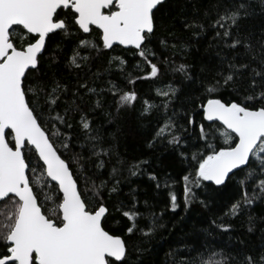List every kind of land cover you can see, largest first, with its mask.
<instances>
[{"label":"snow or ice","instance_id":"6c2138e0","mask_svg":"<svg viewBox=\"0 0 264 264\" xmlns=\"http://www.w3.org/2000/svg\"><path fill=\"white\" fill-rule=\"evenodd\" d=\"M165 2L0 0V202L7 201L11 205L6 213L0 212V264H127L129 248L126 239L105 228L110 212L104 193L106 191L108 197L119 195L121 181L117 178L118 169L113 167L109 173L112 187H108L109 180L102 179L96 183L85 175L80 153L65 158L55 146L53 138L60 135L64 137L61 148L65 152L75 145L71 143V132L61 133L54 122L70 130L73 127L69 122L70 113L80 114L77 123L84 140L90 145L91 156L88 159L96 158L97 170L105 167V157L112 156L111 145L104 146L99 128L93 127L89 113L75 99L63 110V114L57 111L62 95L68 93L66 84L55 79L51 84L42 81L30 84L29 81L35 79L33 72L39 73L41 57L48 42L56 36L61 39L69 36L76 38L69 57L70 65L76 69L90 60L89 50L100 54L105 49L114 50L116 45L131 46L150 68L144 77L135 79L158 77L161 69L149 58L154 59L156 53L147 45L157 28L156 13ZM260 2L264 4V0ZM251 3L252 0H217L211 12L204 14V19L210 21L208 27L215 30L214 39L225 49L243 47L250 61L236 63L239 53L231 58L223 56L220 70L204 86V95L200 97L203 102L199 105L203 118L210 122H222L223 129H206L203 123L199 125L197 140L203 141V148L190 154V163L195 166V179H190L191 173L183 176L186 210L197 198L193 186L200 187L201 181L225 185L237 173L242 174L237 178L241 197L231 204L224 216H236L255 201H264V40L258 42L259 50H255L251 36L241 31L240 23L250 15ZM212 12L215 19H212ZM68 13H71V21ZM93 27L100 31V43L80 38L90 36ZM184 27L199 35L196 29L203 31L205 23L186 20ZM17 29L23 32L18 42ZM160 44L167 46L163 39ZM113 60L119 61L121 70L127 63L119 56L112 57L108 63L111 65ZM188 69V65L181 63L172 71L182 73L184 79L190 80L192 77ZM135 79L128 82L135 83ZM79 88L98 97L103 93V90L97 92L95 88L88 87L86 81L79 84ZM222 89L230 91L235 98L226 102L220 96ZM108 91L118 97V111L134 106L138 99L136 91H123L115 84ZM178 91L179 88L172 85L167 90L157 88L156 94L163 98L162 102L157 105L145 99L141 116L151 115L153 109L159 112L161 108L167 116ZM73 96L82 99L78 91ZM102 103L101 99H97L94 108H101ZM106 115L111 116V113ZM194 122L191 117L188 118L189 125ZM50 124L51 129L48 127ZM186 131L183 125L177 127L173 117L167 116L148 141V147L166 139L177 150L186 148L190 139L182 135ZM217 132L224 138V146L212 143ZM9 134L10 140L7 138ZM26 150L35 151L37 166L40 161L43 162L40 177L29 175L31 161L26 159ZM178 155L185 160L189 158V153L185 151H179ZM125 163L120 161L121 170ZM147 163L146 160H136L127 164L128 174L138 175L142 165ZM73 165L80 175L74 172ZM31 172L34 175L36 167H32ZM148 176L155 181L157 189L170 187L167 183L169 177H164L162 183L155 173ZM81 179L84 187L80 186ZM50 182L55 184L49 187ZM199 202L207 206L204 200ZM49 204L51 207H48ZM138 204L135 196L130 207L121 202V208L127 207L122 211L123 217L129 221L126 234L132 236L139 232L143 238H149L163 225L158 223L156 213H150L148 223L139 227L137 221L144 214L139 211ZM4 206L8 207L7 204ZM179 206L176 193L169 192V209L174 212ZM159 215L162 216L163 212ZM248 219V231L252 232L253 218L249 216ZM212 224L225 231L232 227L230 224H217L215 220ZM235 259L234 256L222 255L219 264H232ZM239 264H264V253L256 257L245 254Z\"/></svg>","mask_w":264,"mask_h":264},{"label":"trees","instance_id":"16d2710c","mask_svg":"<svg viewBox=\"0 0 264 264\" xmlns=\"http://www.w3.org/2000/svg\"><path fill=\"white\" fill-rule=\"evenodd\" d=\"M216 3L217 0H166L164 6L156 13L157 28L150 44L147 45L156 53L154 59L149 58L161 69L156 78L135 79L144 77L150 68L144 63L143 58L136 55L135 49L120 46H114V50L105 49L100 54L89 50L90 60L76 69L69 63L76 38L69 36L61 39L56 36L48 42L41 57L39 73L33 72L32 76L35 79L29 81L30 84H35L37 81L51 84L55 79L66 84L68 93L62 95L57 111L63 114V110L75 99L76 103L89 113L93 127L99 128L104 146L111 145L112 156L105 157V167L97 170L96 158L88 159L91 156L90 145L84 140L77 123L80 114L70 113L69 122L73 125L70 130L65 129L59 122H54L61 133L71 132V143L75 145L65 152L61 148L64 137L60 135L53 138L55 146L65 158L73 153H80L82 156L80 162L84 164L85 175L90 176L96 183L102 179L109 180L108 187H112L109 173L113 167L118 169L117 178L121 181L119 195L113 194L108 197L107 192L104 193L110 212L105 228L112 234L121 235L126 239L129 248L127 264H193V262L219 264L222 255L236 257L232 264H239L245 254L256 257L264 253V201H255L250 208H245L236 216H224L231 204L241 197V190L237 184V178L242 175L241 173H237L236 177L221 186L201 181L200 187L193 186L197 198L187 210L184 205L183 176L191 173L190 179H195V166L190 163V154L203 148V141L197 140L199 125L203 123L206 129H223L217 122H208L203 118L199 105L203 102L200 97L204 95V86L211 82L220 70L223 56L231 58L239 53L240 55L236 56V63L250 61V56L245 54L243 47L235 50L225 49L222 43L214 39L215 30L208 27L210 21L204 19V14L206 11L211 12L212 6ZM249 12L250 15L240 22L241 31L251 36L254 49L258 51V42L264 40V4L260 0H252ZM67 15L71 21V13ZM211 15L212 19H215V13L212 12ZM186 20H201L205 23V28L203 31L196 29L200 34L194 35L193 30L184 27ZM17 31L18 42L19 38L23 37V32L19 29ZM99 36L100 32L93 28L90 36L80 38L100 43ZM161 39L167 42V46L160 44ZM116 56L127 61L123 70L119 67V61L113 60L111 65L108 63ZM181 63L189 66L188 74L192 79H184L182 73L172 71ZM133 79L135 83L128 82ZM85 81L88 87L95 88L97 92L103 90L102 95L98 97L87 93L86 89L79 88V84ZM112 84L123 91H136L138 99L134 102V106L118 111L116 106L118 97H114L108 91ZM169 85L179 88V91L167 110V116L173 117L178 128L183 125L187 129L182 135L190 138L189 143L186 148L177 150L165 139L149 148L148 141L152 139L156 128L167 116L161 108L159 112L153 109L151 115L142 117L143 101L147 99L159 105L163 98L157 96L156 89L167 90ZM77 91L82 99L73 96ZM220 96L226 102L229 98H235L230 91L223 89ZM97 99L103 101L101 108H94ZM106 113H111V116ZM189 117L195 121L192 125L188 124ZM48 127L51 129L52 125ZM49 135L51 136V131ZM7 138L10 140V135ZM212 143L216 146H224V138L217 132L212 138ZM82 144L83 148H81ZM179 151L188 152L189 158L187 160L181 158L178 155ZM26 159L31 161L29 175L32 178L40 177L43 165L39 162L37 166L34 150H26ZM136 160H146L148 163L142 165L138 175L130 176L127 164ZM120 161L126 162L123 170ZM32 167H36L34 175L31 172ZM73 170L80 175L75 165ZM149 173H155L162 179V183L164 177H169L167 183L170 187L162 186L157 189L155 181L149 179ZM53 185L49 183V187ZM80 186L84 187L83 179L80 181ZM169 192L176 193L180 205L174 212L169 209ZM133 196L139 201V211L144 214L137 221L139 227H144L148 223L150 213H156L159 217L158 223L163 225L158 227L149 238H143L139 232L132 236L126 234L129 221L123 217L122 211L127 210V207L121 208V202L130 207ZM200 200H204L207 206L202 205ZM144 201L148 203L145 204ZM5 204L8 207H5ZM10 207L7 201L0 202V212L6 213ZM48 207H51V204ZM161 212H163L162 216L159 215ZM249 216L253 218L252 232L248 231ZM213 220L217 224H230L232 227L225 231L213 225Z\"/></svg>","mask_w":264,"mask_h":264},{"label":"water","instance_id":"95a60500","mask_svg":"<svg viewBox=\"0 0 264 264\" xmlns=\"http://www.w3.org/2000/svg\"><path fill=\"white\" fill-rule=\"evenodd\" d=\"M94 28V27H93ZM98 30V29H97ZM99 31V30H98ZM100 32V31H99ZM116 46H119V45H116ZM120 47H122V48H125V46H120ZM127 48H133V47H131V46H128ZM134 49V48H133ZM208 122H210V121H208ZM214 122H217L218 124H220L222 127H223V125H222V122H220V121H214ZM35 152V151H34ZM36 156H37V154H36ZM40 163L43 165V162L42 161H40ZM205 182H208V183H212V184H214L213 182H209V181H205ZM51 183H53V184H55V182H51Z\"/></svg>","mask_w":264,"mask_h":264},{"label":"rangeland","instance_id":"374dc122","mask_svg":"<svg viewBox=\"0 0 264 264\" xmlns=\"http://www.w3.org/2000/svg\"><path fill=\"white\" fill-rule=\"evenodd\" d=\"M10 135V134H9ZM10 137H11V135H10Z\"/></svg>","mask_w":264,"mask_h":264}]
</instances>
